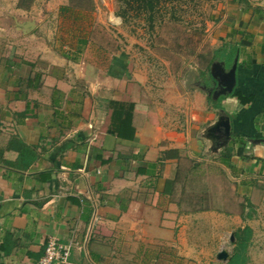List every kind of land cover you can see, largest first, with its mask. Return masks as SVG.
I'll return each instance as SVG.
<instances>
[{
  "label": "crops",
  "instance_id": "obj_1",
  "mask_svg": "<svg viewBox=\"0 0 264 264\" xmlns=\"http://www.w3.org/2000/svg\"><path fill=\"white\" fill-rule=\"evenodd\" d=\"M6 3L0 264H39L51 240L79 264H264V0H213L203 69L159 84L122 53L52 46Z\"/></svg>",
  "mask_w": 264,
  "mask_h": 264
},
{
  "label": "rangeland",
  "instance_id": "obj_2",
  "mask_svg": "<svg viewBox=\"0 0 264 264\" xmlns=\"http://www.w3.org/2000/svg\"><path fill=\"white\" fill-rule=\"evenodd\" d=\"M5 1L12 8L19 6L20 16L38 22L37 32L52 46L77 51L79 38H84L83 48H91L99 61L105 60L103 52L122 53L134 65L133 73L153 84L185 79L182 65H194L201 72L212 40L216 43L210 36L213 25L208 26L213 0H161L152 27L137 4L128 7L120 0ZM62 7L72 10L63 12ZM188 49H194L197 58L189 57Z\"/></svg>",
  "mask_w": 264,
  "mask_h": 264
},
{
  "label": "trees",
  "instance_id": "obj_3",
  "mask_svg": "<svg viewBox=\"0 0 264 264\" xmlns=\"http://www.w3.org/2000/svg\"><path fill=\"white\" fill-rule=\"evenodd\" d=\"M122 3H124L126 6L130 7L132 4H137V9L141 10L142 12L146 13L148 15L147 19L150 22L149 25H151V27L153 26V18H154V11L156 9V7L158 6V3L161 0H120ZM164 1H172V0H164ZM61 10L64 11H71L72 8L70 7H62ZM86 41L84 38H79V46H78V51L79 52L81 49H83V47L85 46ZM234 51H232L229 55V53L224 54L223 50H217L214 53V56L211 60V63L214 61H225L226 59V63L227 66L230 64L231 60L233 59L234 56ZM203 78V76H201ZM202 83L204 85H209V83L206 81V79L204 78ZM208 102H211L210 96H208ZM249 233V229H245L244 230V235ZM241 245V244H240ZM239 252H234L232 259L230 260V262H228L227 264H238V259H239Z\"/></svg>",
  "mask_w": 264,
  "mask_h": 264
},
{
  "label": "built area",
  "instance_id": "obj_4",
  "mask_svg": "<svg viewBox=\"0 0 264 264\" xmlns=\"http://www.w3.org/2000/svg\"><path fill=\"white\" fill-rule=\"evenodd\" d=\"M70 245L51 240L45 247L39 264H79L70 260Z\"/></svg>",
  "mask_w": 264,
  "mask_h": 264
},
{
  "label": "water",
  "instance_id": "obj_5",
  "mask_svg": "<svg viewBox=\"0 0 264 264\" xmlns=\"http://www.w3.org/2000/svg\"><path fill=\"white\" fill-rule=\"evenodd\" d=\"M235 69L236 66L233 65L228 72H224L221 68L214 72L215 83H217L218 86L221 85L223 87L220 91L221 94H230L233 92V89L236 84ZM222 125L228 132V124L224 122L222 123ZM230 257V254L226 250H221L216 255L217 260L221 262L229 261Z\"/></svg>",
  "mask_w": 264,
  "mask_h": 264
},
{
  "label": "flooded vegetation",
  "instance_id": "obj_6",
  "mask_svg": "<svg viewBox=\"0 0 264 264\" xmlns=\"http://www.w3.org/2000/svg\"><path fill=\"white\" fill-rule=\"evenodd\" d=\"M215 88V87H214Z\"/></svg>",
  "mask_w": 264,
  "mask_h": 264
}]
</instances>
